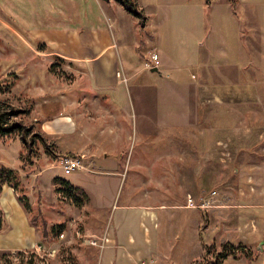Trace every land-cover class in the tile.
<instances>
[{"label": "rangeland", "instance_id": "1", "mask_svg": "<svg viewBox=\"0 0 264 264\" xmlns=\"http://www.w3.org/2000/svg\"><path fill=\"white\" fill-rule=\"evenodd\" d=\"M115 5L113 20L122 28L118 31L106 13L99 25L107 29L117 46L120 78L121 58L126 54L132 59L131 69L136 74L130 85L123 77V85L118 87V97H124L134 114L131 121L140 125L146 119L157 124L163 120L169 92L149 85L145 76L159 78L176 66L182 74V94L188 91L192 123L183 126L187 129L180 127L177 139L166 132V127L149 126L144 130L157 132L152 139L141 137L133 128L130 141L116 140L107 147L101 141L102 151L113 153L110 167L119 168L116 173L103 171L108 163L102 154L83 151L89 140L70 139L69 145L60 149L58 142L42 134L35 119L41 97L62 94L65 107L80 105L81 97L75 91L87 85L84 77H78L56 56L47 61L35 57L0 26V113L6 123L22 121L29 130L26 144L17 128L0 133V179L9 177L5 173L9 169L15 172L16 195L29 204L28 216L35 220L33 226L43 241L42 248L0 250V264H104L106 247L101 251L98 244L115 224L112 214L119 213L126 214V220L116 232L119 237L111 250L113 264H204L221 251L229 255L219 264H249L244 249L253 258L250 264H264V214L256 212L258 233H253L255 227L250 223L252 231L247 236L238 233V216L231 212L238 195L243 197L238 189H247V181L254 186L252 193L264 198V169L256 166H264V74L256 56L264 51V0H158L156 18L164 19L150 22L146 28L120 4ZM26 36L36 48H54L44 40ZM69 36L66 31L65 37ZM137 37L138 43L144 42L138 52L124 45ZM152 51L161 62L154 74L143 67ZM237 55L242 57L243 67L232 65ZM198 59L206 66L211 63L215 74L221 76V108L208 106L194 88L200 80L211 86L218 83L215 74L200 78ZM216 61L221 62V71L215 70ZM247 62L250 66L244 69ZM237 67L244 69L238 81L231 75V69ZM248 69L250 72L245 73ZM248 77L249 96L243 91L232 92L233 86ZM103 99L96 94V101L102 103ZM91 113L89 109L86 115ZM75 118L78 126L88 127V117ZM214 119L219 121L215 124ZM199 128L207 129L205 141L199 138ZM37 135L45 138L46 145ZM75 142L78 147L72 146ZM70 158L79 159L81 168L64 174L60 161ZM57 175H65L85 189L82 204L75 205L71 196L53 183ZM187 195L196 205L206 198L207 206L186 207ZM102 215H109V220H101V225L97 221ZM43 220L47 228L50 223H62L64 230L57 238H41Z\"/></svg>", "mask_w": 264, "mask_h": 264}, {"label": "crops", "instance_id": "2", "mask_svg": "<svg viewBox=\"0 0 264 264\" xmlns=\"http://www.w3.org/2000/svg\"><path fill=\"white\" fill-rule=\"evenodd\" d=\"M136 1L143 9L146 16L144 24L145 28L150 26V22L155 21V23H157V21L164 19L163 17L156 18L158 16V0ZM115 4L116 2L113 0H0V26L12 34L13 37L19 39L26 49L35 57L38 56L44 61H47L52 56H56V58L71 66L72 70L74 72L76 71L74 74L78 75V77H84L87 83L86 86L75 91L77 94L80 93V95L76 94V96L81 97L80 105L73 103L72 107H65L62 102V94L59 96L49 95L48 98L41 97L43 100L38 105L39 107L36 111L35 119L39 124L42 134L45 137L53 138L54 141L58 142L57 144L60 146V149L63 148V146H68L70 139L79 140L85 137L84 139L89 140V142L83 147V151L93 155L94 153L102 154L105 162L108 163L103 171H108L109 173H116L119 168L116 169L110 167L109 160L113 153L102 151L103 142L101 143V141H104L105 146L106 144L112 145L113 141L116 140L130 141V134L134 130L133 128H135V132L140 134L141 137H150L152 139L157 132L156 134H151L144 130L146 127L149 128V126L150 129L166 127V132L168 134H173V139H177V136L180 133L178 131L180 127L182 126L181 129H183L186 128L183 127L184 125L192 123L190 106L189 103L186 102L188 91H184L182 94V74L178 71V67L176 66L173 69H166L167 71L164 72L165 76L159 73L161 74L159 78L150 77L148 75L145 76L149 85H152L155 88L163 87L169 92L168 104L166 105L167 111L163 120H160L157 124L146 119L142 121L140 125L131 121L134 114L125 103L124 97H118V87L123 85V77L126 79L127 84H131V80L136 74V72L131 69L133 62L130 56L126 54L123 55V58H121V61L123 60L121 66L122 76L120 78L117 64V60L120 59L117 50H115L117 46L114 44L112 37L107 33V29L105 27L102 28L99 25L101 23L100 21H103V15L105 13L107 14L106 17L111 18L113 23V19H115L114 12L117 10ZM114 23L119 31L122 26H119L118 22L114 21ZM108 25L112 26L110 21ZM66 31L70 33L69 38L65 37ZM27 34H29L34 40H44L47 43L52 44L54 48H36L32 40L27 38ZM72 35H75L76 37L71 38ZM137 38L132 40L128 39L124 42V45H129L135 50V52H138V49L141 48L144 42L138 43L140 39ZM61 47L71 50L75 49L76 51H63L61 50ZM256 56L260 60L259 66L264 74V51L258 52ZM199 58L204 59V57L201 56ZM200 59H198V62L196 63L197 67L201 69L200 78L206 79L207 75L216 73L212 68L211 63H208L206 66ZM218 59L224 58L218 57ZM240 59H242V57L240 58V56L237 55L235 62L232 63V65L243 67L244 65L241 64ZM204 61H207V59H204ZM144 62L143 67H145ZM214 66L215 70H219L218 67L221 66V62L216 61ZM249 66L250 62H247L244 69H247ZM244 69L239 71L237 67L231 69L232 73H230L231 75L236 76V81H238L239 76L241 77V75H243ZM248 72H250V69L245 71V73ZM151 73L154 74V72ZM225 74L228 73L226 72ZM215 76L218 79V83L213 86L200 80L198 86H195L194 88H198V95L204 96L203 101L208 102V106H212L210 104H213L214 107L221 108L224 106L222 96L224 83L222 82L221 76L219 77L216 74ZM164 77L166 78L164 79ZM190 77L192 78V74H190ZM248 79L249 77L241 84L233 86L232 92L236 94L237 92L243 91L244 95L249 96L250 83H248ZM192 82H195V80L193 79ZM192 84L193 83H191L190 86H192ZM188 90L190 93V89ZM89 93L92 94L90 95ZM93 93H95V97L96 94L97 96L104 97L105 99H103V102L100 103L96 101L95 97L92 96ZM84 100H86L87 103H85ZM70 101H72L71 98ZM89 109L92 110V113L86 115ZM93 111L97 112L99 115L94 116L95 114H93ZM89 115L94 116V119L92 120ZM79 116L88 117L87 128L83 129L81 126H78L75 117ZM214 120L215 124L219 121H216V119ZM197 122L201 123V120H197ZM134 124L135 126H133ZM171 129L172 131H170ZM80 132L83 134L82 136H80ZM198 134L200 139L204 141L207 139L206 128H199ZM235 134H238V131H236ZM72 144L73 147H78L76 142ZM113 146L116 147V144L114 143ZM117 152L119 154L121 151L117 150ZM256 166H260L264 169V166ZM57 176L66 178L73 184L76 183L65 175ZM250 179L251 177L248 176L247 180ZM247 182V189H238L239 194L243 195V197L238 195L237 201L232 203L236 205L232 207L231 212L234 216H238V233L250 236V231H252L250 223L255 227L253 233H258L256 230L259 223H255L258 218L256 212L264 214V198L256 197V193H252L254 190L253 184L250 183V181ZM81 188L84 189L83 187ZM115 207H117V205ZM0 208L3 211L6 223V229L0 231V250L14 251L36 248L39 239L35 227L29 223L28 215L22 205L18 202L16 192L7 184H2L0 188ZM176 208L177 207H175V209ZM188 213L190 212L188 211ZM218 213L219 211H216V214ZM125 217L126 214L123 213L116 214L115 216L112 214V219L114 218L115 224L111 226L110 234L107 232V241H105L103 246L100 247L101 251L106 247L105 257L107 260L104 264H113L111 250L114 249L113 246L116 244L117 238L119 237L116 233L117 229L120 227L122 221L126 220ZM106 219L109 220V215L106 217H103L102 215L97 223L102 225V221ZM244 224L246 225L243 226ZM128 236V241H130L131 236ZM248 263L250 264L249 261Z\"/></svg>", "mask_w": 264, "mask_h": 264}, {"label": "trees", "instance_id": "3", "mask_svg": "<svg viewBox=\"0 0 264 264\" xmlns=\"http://www.w3.org/2000/svg\"><path fill=\"white\" fill-rule=\"evenodd\" d=\"M102 1H106V0H102ZM116 3L120 4L122 6V8L130 15L136 17L138 19V23L141 25V26H144L145 24V19H146V16L143 12V9L138 5L137 1L136 0H114ZM207 3L209 2V0H205ZM15 111L12 110L11 111V114H13ZM7 114V113H6ZM5 114V115H6ZM18 129L20 130L22 136V141L27 142V139L25 138L26 134H28L29 130L28 128L22 123V121H16L15 123H11V124H8L6 123L5 119H4V114L0 113V133H8L10 131H12L13 129ZM40 140L42 141V143L44 145H46L45 143V138L41 135H37ZM31 139L29 140H32V136H30ZM0 170H1V167H0ZM5 172V171H4ZM5 173H7L9 175V177L7 179H0V187L2 184H7L9 185L10 187H12V189L17 192V188H18V181H13L16 176H15V172L11 169L7 170ZM0 177H1V174H0ZM13 179V180H12ZM53 183H56L58 184L59 188L63 189L68 195L71 196V198L74 200V204L75 205H80L82 204V195H85L86 196V192L84 191V189H82L80 186L78 185H75L71 182H69L66 178H63V177H59V176H55L53 178ZM58 189V188H57ZM24 197L22 196H17V200L18 202L22 205L23 209L25 210V212L28 214L31 213V210H30V207H29V204L26 203L23 199ZM28 220H29V223L31 225H34V219L32 217H29L28 216ZM42 225H43V234H42V237L41 238H46L48 236L52 237V238H57L58 235H60L62 233V231L64 230V225H62V223H50L48 228L46 227L47 226V223L45 220L42 221ZM6 229V223H5V219H4V214H3V211L1 210L0 208V231ZM42 240L39 241L38 245H43L42 244ZM244 251V254H245V257L246 259L251 262L253 260L252 256L250 255V253L247 251V250H243ZM229 255V252L227 251H221V252H217L213 259L211 260H208L206 261L204 264H219L220 260H222L223 258L227 257ZM2 256L4 258L5 253H2Z\"/></svg>", "mask_w": 264, "mask_h": 264}, {"label": "built area", "instance_id": "4", "mask_svg": "<svg viewBox=\"0 0 264 264\" xmlns=\"http://www.w3.org/2000/svg\"><path fill=\"white\" fill-rule=\"evenodd\" d=\"M159 65H160V61L158 58V54L156 52H151L148 60H146L144 62V66L148 69H150L152 67L158 68ZM60 168L62 169L64 174H67V173H70L72 170L81 168V165H80L79 159H75V158L71 159L70 158V159H64V160L60 161ZM212 193L214 194L215 191H212ZM202 200L203 201L201 204L196 205L195 200L192 198V196L187 195L185 206L189 207V208H193V207H197V206H201V207L207 206V199L203 198ZM105 241H107L106 235H104L101 238V243H99L98 246L102 247L103 244L105 243ZM42 247H43V245H37L36 246V248H42Z\"/></svg>", "mask_w": 264, "mask_h": 264}, {"label": "water", "instance_id": "5", "mask_svg": "<svg viewBox=\"0 0 264 264\" xmlns=\"http://www.w3.org/2000/svg\"><path fill=\"white\" fill-rule=\"evenodd\" d=\"M150 71L151 72H157L158 71V68L157 67H152V68H150Z\"/></svg>", "mask_w": 264, "mask_h": 264}]
</instances>
